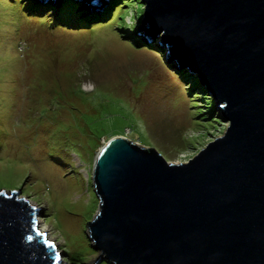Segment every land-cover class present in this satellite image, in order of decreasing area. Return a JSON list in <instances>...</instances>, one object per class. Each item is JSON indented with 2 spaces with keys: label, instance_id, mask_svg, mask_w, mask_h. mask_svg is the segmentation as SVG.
Masks as SVG:
<instances>
[{
  "label": "rangeland",
  "instance_id": "obj_1",
  "mask_svg": "<svg viewBox=\"0 0 264 264\" xmlns=\"http://www.w3.org/2000/svg\"><path fill=\"white\" fill-rule=\"evenodd\" d=\"M64 1L0 0V190H20L38 209L61 264H94L88 223L99 211L100 151L123 138L184 164L229 124L213 119L220 113L211 115L195 77L165 60L160 39L138 32L141 1L95 11Z\"/></svg>",
  "mask_w": 264,
  "mask_h": 264
},
{
  "label": "water",
  "instance_id": "obj_2",
  "mask_svg": "<svg viewBox=\"0 0 264 264\" xmlns=\"http://www.w3.org/2000/svg\"><path fill=\"white\" fill-rule=\"evenodd\" d=\"M139 1L138 32L160 39L229 126L184 164L123 138L100 151L94 264H264V0ZM19 194L0 190V264H61Z\"/></svg>",
  "mask_w": 264,
  "mask_h": 264
},
{
  "label": "trees",
  "instance_id": "obj_3",
  "mask_svg": "<svg viewBox=\"0 0 264 264\" xmlns=\"http://www.w3.org/2000/svg\"><path fill=\"white\" fill-rule=\"evenodd\" d=\"M117 1H119V0H116V5H117V3H119V2H117ZM120 1H123V0H120ZM111 3H112V0L110 1ZM132 3H135L138 7H142V4L140 3V1L139 0H132ZM66 4H68V5H71L72 4V2L71 1H68ZM64 6L63 7V9H61V10H59L60 12H62L61 14H60V17L62 18V19H65L66 20V16L69 14L68 13V8H69V6ZM116 5H115V7H116ZM79 7V5H77V4H73V9H72V11H70V13H72V14H75V11L77 10L76 9V7ZM64 10H66V11H64ZM100 17V16H99ZM91 18H93V17H91ZM69 20V19H68ZM92 20V19H91ZM93 20H94V18H93ZM83 21H85V20H82V21H80V22H82L83 24H86L87 22H91L90 20H86V22H83ZM130 32H134V30H131ZM192 82H197L198 80H197V78L195 77L194 79L192 78ZM199 84V83H198ZM198 90H200L201 92H203V93H205L206 91L203 89V87L199 84L198 85ZM207 96V95H206ZM208 100H210V102H211V104H212V107H209L210 108V110H209V112H212V114L211 115H213L214 113H215V103H214V101L212 100V99H208ZM213 119H216L218 122H220L221 123V119H217V118H213ZM214 121V120H213ZM103 264H107V263H103Z\"/></svg>",
  "mask_w": 264,
  "mask_h": 264
},
{
  "label": "clouds",
  "instance_id": "obj_4",
  "mask_svg": "<svg viewBox=\"0 0 264 264\" xmlns=\"http://www.w3.org/2000/svg\"><path fill=\"white\" fill-rule=\"evenodd\" d=\"M68 1H71V0H68ZM68 1H64V2H68ZM76 1H77V0H76ZM104 1L108 2V1H111V0H104ZM143 12H144V11H143ZM85 15H88L87 18H88V17H92V16H90V14H87V13H86ZM98 16L101 17L102 15L100 14V15H98ZM142 17H143V15H142ZM91 19H92V18H91ZM141 19H142V18H141ZM144 38L146 39V41L150 42V40L148 39V37L144 36ZM165 50H166V49H165ZM173 63H175V62L173 61ZM175 64H177V63H175ZM4 191H5V190H4ZM10 191H13V190H10ZM21 198H22V197H21Z\"/></svg>",
  "mask_w": 264,
  "mask_h": 264
},
{
  "label": "snow or ice",
  "instance_id": "obj_5",
  "mask_svg": "<svg viewBox=\"0 0 264 264\" xmlns=\"http://www.w3.org/2000/svg\"><path fill=\"white\" fill-rule=\"evenodd\" d=\"M13 191H15V189H13ZM48 247H50V248H54L55 246H54V245H52V244H49V245H48ZM55 259H56L57 261H59V260H60V255H59V253H58V252L55 254Z\"/></svg>",
  "mask_w": 264,
  "mask_h": 264
},
{
  "label": "bare ground",
  "instance_id": "obj_6",
  "mask_svg": "<svg viewBox=\"0 0 264 264\" xmlns=\"http://www.w3.org/2000/svg\"><path fill=\"white\" fill-rule=\"evenodd\" d=\"M79 3H81V4H83L82 2H81V0H77ZM42 232V231H41Z\"/></svg>",
  "mask_w": 264,
  "mask_h": 264
}]
</instances>
